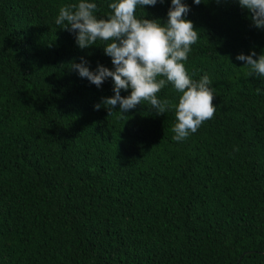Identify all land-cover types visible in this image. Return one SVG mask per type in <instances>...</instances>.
I'll list each match as a JSON object with an SVG mask.
<instances>
[{
	"label": "trees",
	"instance_id": "obj_1",
	"mask_svg": "<svg viewBox=\"0 0 264 264\" xmlns=\"http://www.w3.org/2000/svg\"><path fill=\"white\" fill-rule=\"evenodd\" d=\"M75 2L0 0V264H264V77L236 59L264 54V29L235 0H182L199 36L185 67L210 76L216 111L174 141L173 111L109 115L111 78L71 68L113 69L103 42L80 49L55 24ZM88 2L107 17L112 0Z\"/></svg>",
	"mask_w": 264,
	"mask_h": 264
},
{
	"label": "clouds",
	"instance_id": "obj_2",
	"mask_svg": "<svg viewBox=\"0 0 264 264\" xmlns=\"http://www.w3.org/2000/svg\"><path fill=\"white\" fill-rule=\"evenodd\" d=\"M158 0H112L107 17L98 18L97 4L88 0H77L63 5L55 17V24L61 29L75 33L76 44L87 49L103 42V52L111 58L113 69L98 65L95 71L86 66L87 61L73 63L81 78L99 88L107 78L113 81L114 95L102 98V104L109 115L119 105V113L136 108L147 102L156 115L173 111L175 123L172 132L174 141H183L198 131L201 125L214 117L215 95L210 87L212 81L205 73L198 80L190 75L185 62L192 45L198 39V32L191 20L185 17L190 9L182 0H171L167 21L137 18L138 7L155 6ZM163 3L164 0H159ZM196 5L202 0H193ZM219 2V0H217ZM242 9L250 13L254 26L264 29V0H235ZM240 54L237 60L245 62L249 77L253 74L264 77V54L256 57ZM167 85L176 93L175 101L160 99L158 94ZM130 95L122 96L121 90ZM260 89H257L259 92ZM101 104L94 108L99 110Z\"/></svg>",
	"mask_w": 264,
	"mask_h": 264
}]
</instances>
